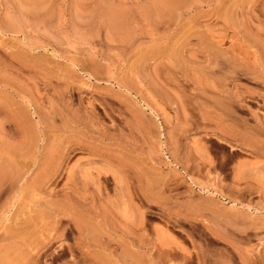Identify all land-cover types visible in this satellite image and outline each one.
<instances>
[{
	"label": "rangeland",
	"instance_id": "1",
	"mask_svg": "<svg viewBox=\"0 0 264 264\" xmlns=\"http://www.w3.org/2000/svg\"><path fill=\"white\" fill-rule=\"evenodd\" d=\"M0 264H264V0H0Z\"/></svg>",
	"mask_w": 264,
	"mask_h": 264
}]
</instances>
